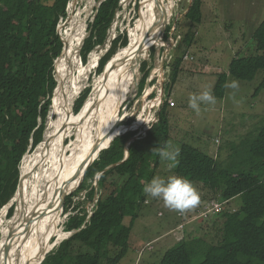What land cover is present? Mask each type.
I'll list each match as a JSON object with an SVG mask.
<instances>
[{"label":"trees","instance_id":"trees-1","mask_svg":"<svg viewBox=\"0 0 264 264\" xmlns=\"http://www.w3.org/2000/svg\"><path fill=\"white\" fill-rule=\"evenodd\" d=\"M70 1L0 0V211L16 194L22 158L43 141L57 87L54 62L63 50L57 26L60 19L66 17ZM120 1L102 0L95 9L79 51L83 63L92 50L106 44L121 8ZM144 6L145 0H142L140 9L143 7V11ZM201 17V0H191L184 14L190 30L178 41L180 56L170 64L165 88L176 82L186 50L194 39L192 30L201 24ZM159 26L155 40L147 49L151 57L155 47H150L157 45ZM170 29L171 26L167 27V32ZM167 32L163 35L164 46L165 42L169 44ZM251 40L255 53L233 57L227 72L217 75L213 87L216 99L224 98L229 79L251 82L258 72L261 79L255 93L264 90V19L254 29ZM127 43L126 35L110 42V48L99 60L98 75L105 66L101 76L108 72L111 63H115L116 52ZM149 70L147 62H142L139 94L146 85ZM134 76L135 72L130 78L135 82ZM90 91V87L84 89L74 100L75 118L81 117L89 105ZM167 108V102L162 101L156 122L139 137H135L136 132H127L114 138L87 168L80 183L81 170L99 150L85 156L53 209L58 229L63 199L80 183L64 209V213L72 211L62 225L63 232L70 235L56 244L41 264H118L125 257L132 225L147 201L143 186L156 176L163 161L152 149L169 144ZM119 120H115L103 137L111 133ZM119 129L127 131L128 128L118 125ZM115 134L113 132L112 137ZM109 140H104L101 149ZM178 150L175 171L204 179L207 190L218 194L220 202L227 204L240 199V203L237 210L220 214L221 223L214 243L187 234L163 254L159 264H264V125L238 148L233 146L225 164L183 143ZM110 166L113 167L105 170ZM77 195L79 198L83 195L91 203L90 210L82 207V201L76 202ZM13 212L14 205L7 211V220ZM124 219L129 220L127 225ZM198 259L201 261L195 263Z\"/></svg>","mask_w":264,"mask_h":264},{"label":"rangeland","instance_id":"rangeland-1","mask_svg":"<svg viewBox=\"0 0 264 264\" xmlns=\"http://www.w3.org/2000/svg\"><path fill=\"white\" fill-rule=\"evenodd\" d=\"M101 1L71 0L66 7V17L60 19L57 26L58 35L63 41V50L54 62V78L57 80V90H54L52 103L54 98H59L61 95L60 90L65 91V93L66 91L69 92L72 89L71 86L74 85L78 87L75 91L78 93L74 94L69 102L71 112L74 100L84 89L88 87L91 89L87 100L95 94L98 77L104 72L103 70L101 75L97 74L98 63L110 48V42L118 36L126 35L128 43L124 49L128 48L130 33L134 27L140 32L145 27H149V20H142L140 24L138 23L139 26L136 24L139 17L143 14L146 16L147 0H145L144 11L143 7L140 9L142 0H121V8L108 32L106 44L92 50L87 57V62L83 63L79 57V51L88 35V24L92 21L96 12L95 9L98 8ZM169 1H171V5L166 16H170L164 34L167 32V27L171 26V29L167 32L169 44L165 43L166 51L163 48H155L154 55L151 57L150 50H146V53H142L140 58V66L142 62H147L150 67L143 91L141 94L137 92L133 99L120 104L135 91L134 81H131L129 77L124 85L125 91L123 90L120 94L113 96L108 101V105L103 104V108L109 107V113L107 112L101 118L109 117L111 111L113 109L116 111L119 107V110L116 111L115 120L121 119L123 116L124 119L117 123L128 128L124 133L136 132L135 137L137 138L156 122V112L160 107L159 101H166L170 117L169 145L171 148L173 150L179 149L180 144L183 143L225 164L229 159V154L232 153V147L238 148L264 125V90L255 93L261 79V72H258L251 82L238 81V89L226 87L224 98L216 99L215 105H202L200 115H197L189 107V96L206 88L211 89L213 94L217 75L227 72L233 57L255 53L251 36L254 29L264 19V0H201V24L192 30L194 39L186 50L185 56L187 58L183 59L176 82L165 88L170 64L174 58L180 56V51L177 49L178 41L190 30V23L184 19V14L191 0ZM167 4L166 0L164 5ZM153 8L154 14L160 9L158 5ZM122 49H118L116 56L114 55L113 61L115 60V63L112 65V62L110 65L113 70L117 68V58ZM164 52L165 57L162 60L161 55ZM134 72L133 67L131 75ZM140 76L139 69L138 81ZM231 81L232 79H229L227 83ZM168 92L170 93L167 98ZM109 93L110 91L107 92V94ZM60 97L63 99L62 96ZM170 102L174 103L173 107L170 106ZM52 103L44 138L51 124L56 120ZM139 120H141V124L137 123ZM118 132L120 131L115 133ZM101 133L96 136L95 143ZM93 134L94 131H92V139ZM81 138L83 137L77 132L65 141L67 143L65 146H71L75 152L81 143ZM72 139L73 141H71ZM39 145L22 158L19 175H21V167L35 153ZM69 155L70 153H67L64 158L69 160ZM167 165L168 162L163 160L156 176L166 179L170 175H179L187 178L198 192V203L180 212L166 207L162 200L148 196L139 217L132 225L127 254L118 264H159L163 254L187 234L200 236L206 241L214 243L221 223L220 214L224 211L238 209L240 199H233L227 204L220 202L218 201V194H213L207 190L204 179L187 172H177L174 168L169 169ZM78 187L79 185L63 200L59 232L56 228L58 222L56 214L53 213V210L48 214V223L40 231L36 243L43 246V252L52 243L51 250L56 244L68 237L69 233L63 232L62 225L72 211L64 213V209L70 196ZM79 196H76V202L82 201V207L90 210L91 203L86 201L83 195L80 198ZM12 205L14 207L16 205V195L0 211V228L4 227L9 220H7L6 215ZM215 205H218L220 209L217 213L212 210ZM206 211L209 213L207 216H205ZM128 221V219H124V224L127 225ZM180 226L183 227L182 231H179ZM55 235H58V238L54 237ZM38 257L40 256L38 255ZM200 261L201 259L194 260L195 263Z\"/></svg>","mask_w":264,"mask_h":264},{"label":"bare ground","instance_id":"bare-ground-1","mask_svg":"<svg viewBox=\"0 0 264 264\" xmlns=\"http://www.w3.org/2000/svg\"><path fill=\"white\" fill-rule=\"evenodd\" d=\"M165 1L166 0H147L146 16L143 14L139 17L136 24L139 26L142 20H149V27H145L141 32L134 27L130 33V44L128 48H123L122 51L119 52L117 68L113 70L110 67L106 75L98 77L95 94L92 95L91 101L81 117L75 118L74 114L70 111L69 105L71 98L74 97V94L78 93H75L78 87L72 85V89L69 91L70 93L66 91L67 96H65V91L60 90V96H62L63 99L60 96L59 98L53 99L52 107L54 108L56 120L51 126L49 125L50 129L46 133L38 149L25 161L24 166L21 167L20 183L15 194L16 205L13 215L7 221L6 225L0 228V264H39L45 254L51 250L53 243L46 248L44 252L42 249L43 246L36 244L40 231L43 230L48 223V214L54 209L56 203L66 191L69 182L77 169L81 166L85 156L97 149L101 152L106 147L101 149L105 139L110 138V143L112 142L111 140L125 132L124 129L118 130L119 124L116 123L115 125L117 126L112 127L111 133L103 137L115 122L116 111L119 110V107L116 111L113 109L109 117L101 118L109 111V107L106 106L103 108V104L108 105V101L111 100L113 96L120 94L123 90L125 91L124 85L131 76L133 67L135 69L134 77L137 79V58L140 59L142 53H146L147 48L155 40L159 24L158 36L155 42H157V47L161 48L163 40L162 36L159 42L162 33L161 30L163 28L161 13L162 9L166 8L167 14L171 5V1L169 0H167L168 4L164 5ZM157 5L160 9H157L158 12L154 14L153 7ZM145 46L146 49L139 55V48ZM153 46H155V43ZM65 76H67V74H65ZM108 91H110L109 94H107ZM134 94L135 91L128 99L119 103L123 104V102L129 99H133ZM123 119L124 117L122 116L120 121ZM138 122L141 123V120ZM123 130L124 132H122ZM92 131H94L93 139L91 137ZM116 131L120 132L112 137L113 132ZM77 132L83 138H81V143L74 152L71 146H65V144H67L65 141L69 137L71 138V136H74ZM100 132H102L101 136L95 143L96 136ZM71 141H73V139ZM67 153H70L69 160L68 158L67 160L64 158ZM84 170H81V178ZM57 234L60 235V233ZM58 235L54 237L58 238ZM38 255L40 257H38Z\"/></svg>","mask_w":264,"mask_h":264},{"label":"clouds","instance_id":"clouds-1","mask_svg":"<svg viewBox=\"0 0 264 264\" xmlns=\"http://www.w3.org/2000/svg\"><path fill=\"white\" fill-rule=\"evenodd\" d=\"M225 87L238 89L239 82L232 80ZM215 104L216 98L209 88L189 96V107L197 115L201 114L202 105ZM152 151L158 154L162 160L168 162L169 169L176 167L177 157L179 156L178 149L173 150L171 145L165 144L164 147L153 148ZM143 192L152 198L162 200L166 207L180 212H183L189 206L195 205L199 200L198 192L192 182L179 175H170L166 179L159 176L153 177L150 182L143 186Z\"/></svg>","mask_w":264,"mask_h":264},{"label":"water","instance_id":"water-1","mask_svg":"<svg viewBox=\"0 0 264 264\" xmlns=\"http://www.w3.org/2000/svg\"><path fill=\"white\" fill-rule=\"evenodd\" d=\"M161 21H162V23H163V28H162V30H161V36H160V38H159V42L161 41V39H162V36H163V34H164V32H165V28H166V26H167V16H166V8H163L162 9V13H161ZM166 43V42H165ZM147 46V45H146ZM146 46L145 47H141V48H139V51H138V54L139 55H141V53H142V51H144L145 49H146ZM153 47H155V48H158L157 47V45L156 46H151L150 47V49L151 48H153ZM161 48H163V49H165V51H166V46L164 47V45H162L161 46ZM164 57H165V52L161 55V59L162 60H164ZM138 59V62H137V67H138V74H139V69H140V59L139 58H137ZM134 86H135V95L137 94V92H139L138 91V77H137V79L135 80V83H134ZM85 105V104H84ZM83 105V106H84ZM83 108V107H82ZM82 110V109H81ZM80 110V111H81ZM125 134V133H124ZM112 141V140H111ZM111 143V142H110ZM110 143L103 149V150H105V149H107L108 147H109V145H110ZM102 150V151H103ZM100 154V152L97 154V155H95V158H93V160H91V162H88L87 163V165H86V167H85V170L83 171V174H82V178H81V181H82V179H83V176H84V174H85V171L87 170V168L98 158L97 156ZM126 155H127V153L124 155V157H125V159L127 158L126 157ZM111 167H113V166H110V167H108V168H106L105 170H107V169H109V168H111ZM99 176V175H98ZM98 176L96 177V181L99 179L98 178ZM81 181H80V183H81ZM19 183H20V178H19ZM19 183H18V186H19ZM80 183H79V185H80ZM95 185H96V182H95ZM18 186H17V189H18ZM26 232V231H25ZM70 234H68V236H69ZM8 250V249H7ZM7 250H6V252H7ZM6 252H5V257H6ZM48 253V252H47ZM47 253L45 254V256L47 255ZM45 256L43 257V259L45 258ZM43 259L40 261V263L39 264H41V262L43 261Z\"/></svg>","mask_w":264,"mask_h":264},{"label":"built area","instance_id":"built-area-1","mask_svg":"<svg viewBox=\"0 0 264 264\" xmlns=\"http://www.w3.org/2000/svg\"><path fill=\"white\" fill-rule=\"evenodd\" d=\"M186 58H187V56H184V59H186ZM156 71H158V70H156ZM161 103H162V101H159V106L161 105ZM170 106L173 107V106H174V103H173V102H170ZM148 128H149V127H148ZM143 134H144V133H143ZM212 210L216 211V213L220 211L218 205H215L214 208H212ZM210 211H211V210H210ZM208 214H209V213L206 211V212H205V216H207ZM182 229H183V227L180 226V227H179V231H182Z\"/></svg>","mask_w":264,"mask_h":264},{"label":"crops","instance_id":"crops-1","mask_svg":"<svg viewBox=\"0 0 264 264\" xmlns=\"http://www.w3.org/2000/svg\"><path fill=\"white\" fill-rule=\"evenodd\" d=\"M172 96V95H171Z\"/></svg>","mask_w":264,"mask_h":264}]
</instances>
